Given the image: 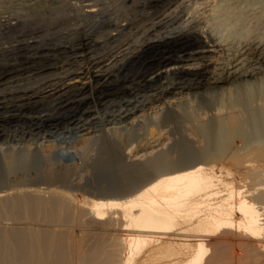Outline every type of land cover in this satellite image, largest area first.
<instances>
[{
    "label": "bare ground",
    "instance_id": "bare-ground-1",
    "mask_svg": "<svg viewBox=\"0 0 264 264\" xmlns=\"http://www.w3.org/2000/svg\"><path fill=\"white\" fill-rule=\"evenodd\" d=\"M28 1L3 0L0 23L12 25L8 16L13 14L43 18L50 12L41 11L40 5L29 9ZM55 1L54 12L63 13L67 0ZM194 1L193 18L178 32L151 37L175 9L163 12L159 6H170L172 0H153L150 15H140L141 21L151 20L148 27L144 24L141 43L126 37L136 19L125 20L118 25V52L112 61L90 56V67L75 72L52 67L68 77L38 92L43 101L79 87L86 90L92 74H108L112 68H118V77L130 86L118 91V103L100 99L92 107L77 109L69 121L77 135L89 136L97 128L101 133L100 156L82 165L95 178L78 189L81 193L59 187L15 192L0 187V264H208L213 249L218 261L231 256V264L238 263L239 255L256 262L263 256L264 0ZM96 13L102 14L91 9L83 14L93 19ZM25 22L22 29L28 27ZM93 43L89 40L85 46ZM148 51L154 55L142 61ZM190 64L195 67L186 69ZM135 67L137 73L130 77L127 71ZM209 95L214 101L206 104ZM112 108L118 109L105 118L98 116L100 110ZM146 117L158 121L154 133L150 128L153 142H144L147 148L132 149L137 141L131 135L118 142L112 137L116 126L118 134L139 130ZM172 124L179 127L182 139L170 144L164 136ZM60 125L45 121L23 131L58 133ZM5 134L0 130V139ZM130 155L135 160L126 162ZM105 157L114 163L107 166ZM235 175L243 178L236 180ZM246 177L256 189L248 190Z\"/></svg>",
    "mask_w": 264,
    "mask_h": 264
},
{
    "label": "rangeland",
    "instance_id": "rangeland-1",
    "mask_svg": "<svg viewBox=\"0 0 264 264\" xmlns=\"http://www.w3.org/2000/svg\"><path fill=\"white\" fill-rule=\"evenodd\" d=\"M2 1L3 0H0V7L6 4V2ZM148 1L149 3H147ZM152 1L67 0L68 4L66 8L68 9V11H70L68 12L67 9H65L63 13H57L54 12L56 10L55 7L57 6V4H55V0H29L27 8L30 9L32 7L34 8L40 5L41 11H50V14L46 13L47 15L43 18L28 17L29 19L24 18L26 16L25 13H22V15L17 14L18 16L16 14H13L12 16H8L10 17L11 22H13L12 24H14L13 27H8L7 29L1 26L2 24H0V130H5L6 133L5 137L0 139V187L4 188V190H6L7 188V190H11V192L28 189L36 190V188L56 189L59 187L58 189H63L64 191L66 190L69 192L75 189L76 195H78L79 193H81H78V189L80 187L84 188V186L88 185V183L94 180L95 176L93 175L94 173H92L93 171L84 169L82 165H84V161H86L87 158H97V156H100V153L98 152L100 150L99 148L102 145V141H100L99 139L101 137V133L99 131L100 129H95V133L90 134L89 136H85V134L77 135L75 131H72L73 125H68L69 121L73 119V116L78 114L77 112H79V110L92 107L94 103L98 104L100 99L110 101V103H118V91L124 89L125 87L127 88V86L129 87L130 83L124 82L122 80L123 77H118V68H112L108 71L103 70L107 71L108 74L104 72L100 74L98 73L100 77H98V74H92V78H89V80L87 81L89 85L86 90H83L82 87H79L78 89L68 92L61 97H49L44 101L38 99V92H41L48 86L60 83L66 80V77H68L66 73H56L54 69H52V67L54 68V66L63 68V70H69V72H72L73 70L75 72L80 68L90 67L88 64L90 63V56L93 58L96 56V59H98L99 62H105L113 59L114 55L118 52V25L126 24L124 22L125 20L129 21L131 19L134 21L136 19L137 24H140H135L133 26L134 28L132 26L128 27L129 29L126 32L128 34H126V37L130 38L128 40H130V42L133 41L131 43L135 45L139 44L140 40L142 39L140 38V36L142 37V33L144 32L143 30H145L151 23V20L149 21L150 23L146 22L145 20L141 21L140 15H150L152 9H149L151 8L150 3ZM178 1L180 2L177 3L176 0H172L170 6L165 5L168 2H166L165 4L163 3L159 6L160 10H162L163 12L167 11L168 13H172V10L174 8L176 10L174 9L173 14H170L171 20L167 21L169 24L165 22V24L163 25L164 28L162 27L159 30L160 32H156L157 34L155 33L151 37H153L154 35H159V33L162 32H178L179 29L181 30L182 28H184V23H186L187 20L189 21L193 18L191 14L192 9L197 8V6L195 5L196 2L194 0ZM181 1H184L185 3ZM186 1H188L189 3ZM69 4H72V6H70ZM194 5L196 7H193ZM29 9H27V11ZM86 9L96 10L98 12L100 11V13L102 14L100 15L99 13H96L98 17L96 16L93 19H86L83 14L87 11ZM121 10L123 11V13L120 12ZM175 11L177 12L176 15L174 14ZM184 11L186 12V14ZM187 12L191 13L188 14ZM187 16L189 17V19L187 18ZM21 18L24 19L22 20ZM16 19L19 21H16ZM184 19L187 20L183 21ZM175 21L177 23H175ZM21 22H25L24 25L28 27H24L25 29H22V26L20 25L22 24ZM87 24L89 26H87L88 29L86 27ZM144 24L147 26L146 28H144ZM92 26L94 31L92 29ZM131 28H133V30ZM129 30L132 31L129 32ZM135 32L138 34H136ZM136 36L140 39H137ZM89 40L94 42L91 48L85 46V44H87ZM74 55L82 57L79 61H77L78 63H74L75 60H71V57H76ZM153 55L154 54L151 51H148L141 56V59L142 61H146ZM81 59H83L84 61ZM105 64H108V62ZM194 67V64L185 66L186 69H193ZM170 68L168 67L167 70H169ZM96 70L98 69L96 68ZM55 73L58 74L57 77ZM136 73L137 67L127 71V74L130 77H132L133 75L135 76ZM208 98L209 99H207L205 103L211 104V102H213L214 100L210 97V95ZM209 100L213 101L208 102ZM184 107H182V110L185 111L188 109V106H186L187 109H184ZM114 109L117 110L118 108H112L107 111L100 110L101 112H99L98 116L100 117L103 115L102 118H105L107 116V113L115 111ZM154 120L156 121V119L146 117V122H144L139 130L138 128H136V130H132L134 133L132 131H130L131 133L123 131V133L121 131L118 134V126H116V129H114V131L112 130L114 132L112 137H115L114 139H116V141L118 142V138H121L120 140L124 141L126 140L127 136L131 135L135 137V140L137 141L136 144L142 146L139 147V145L137 146L136 144H133L132 149H135V147H137V150L141 148H147L144 142H153V140H151L150 138H152L151 136L154 133V128L156 129L158 126V121L154 122ZM45 121L48 124L52 125H56L57 123L61 124L58 133L56 132V130H51V132H49L48 134L45 133L46 130H44L43 132L37 131L34 132L33 135H29L26 134L25 131H23L26 126L28 127L34 124L40 125ZM145 124L147 127L145 126ZM148 124L150 126H148ZM172 126L174 127L175 124L170 125V127L166 129V134L164 133V137L171 141L170 144L176 143L182 139V132L181 134H179V131L181 130L179 129L178 125L177 129L176 126L174 127L175 129ZM150 128H152L151 131L153 133L150 131ZM52 132L53 134H51ZM126 152V155L130 153L129 151L127 153ZM128 157H130L131 159H128L129 161L126 160V162L135 160V158L132 159L133 155H130ZM144 158L148 159V156L147 158L146 156ZM144 158H142V160H144ZM111 159L112 158L110 157H105V164L107 166H111V162L114 163V159ZM66 173H69L71 175ZM56 176L57 178L60 177L61 179H57L55 181ZM65 176L67 178H65ZM241 177L243 178V176L235 175L234 178H236V180H240L242 179ZM62 178H65L63 180L66 183H63L64 181H61ZM252 181L253 179L249 177L247 179L246 177L245 186L248 188V190L256 189L253 186V184L255 183L254 181ZM71 188L72 190H70ZM75 190L72 191L73 194H75ZM23 224L24 223H22V226ZM74 229H77L75 225ZM231 251L232 250L228 252L231 254ZM210 253L211 255L209 254L210 256L208 258V261H206L208 262V264H226L227 261H229L228 263L231 264L230 255V258L226 257L228 254H226L224 258L222 257L221 259H223V262L222 260H217L220 259V257L217 255L218 253L214 249ZM238 255L239 254H237V256ZM240 256L241 258H243L242 260ZM263 256H261L263 260H261L260 257L258 262H256V260L247 257L245 254L239 255L240 259H236L235 262H238L236 264H264ZM226 258L229 259L227 260ZM244 258L246 259L245 261ZM252 260L254 261V263ZM260 260L261 262H259ZM232 263L234 264V262Z\"/></svg>",
    "mask_w": 264,
    "mask_h": 264
},
{
    "label": "built area",
    "instance_id": "built-area-1",
    "mask_svg": "<svg viewBox=\"0 0 264 264\" xmlns=\"http://www.w3.org/2000/svg\"><path fill=\"white\" fill-rule=\"evenodd\" d=\"M0 24H2L1 26H3L4 28H7V29H8V27H10L9 25H11V24L7 25L5 23H0ZM11 26H14V24H12Z\"/></svg>",
    "mask_w": 264,
    "mask_h": 264
}]
</instances>
